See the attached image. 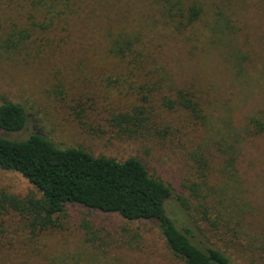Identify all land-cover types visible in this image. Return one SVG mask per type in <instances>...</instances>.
<instances>
[{
	"label": "trees",
	"instance_id": "obj_1",
	"mask_svg": "<svg viewBox=\"0 0 264 264\" xmlns=\"http://www.w3.org/2000/svg\"><path fill=\"white\" fill-rule=\"evenodd\" d=\"M249 22L232 0H0V55L17 56L36 46V58L50 46L52 33L60 34L62 41L77 30L100 38L102 55L116 62L108 73L110 82L134 99L112 110L111 125L119 134L136 138L170 129L160 126L161 112L181 110L199 123L205 131L204 147L193 153L198 178L191 186L195 209L212 230L231 237L235 245L261 250L264 258V234L250 222L257 208L247 197L237 167L248 142L264 136V105L248 113L242 125L234 123L230 109L215 112L213 100L196 83L179 81L168 63L174 53H167L161 41L178 37L192 57L219 55L232 82L245 84L257 66L241 47L244 24ZM79 118L83 127L95 129L92 122ZM28 119L22 103H0L1 131H21ZM212 147L223 158L218 170L224 177L221 184L210 181ZM0 167L19 172L37 190L20 196L0 189V248L13 246L9 234L14 220L32 255L43 258L44 264H127L88 223L87 232L73 245L56 253L44 250V237L63 226L60 216L66 205L78 204L129 221H156L168 248L186 264H234L226 250L204 244L190 225L172 217L167 208L171 185L154 177L139 157L119 160L80 147L63 148L38 133L22 139L0 134ZM180 200L190 211L188 197Z\"/></svg>",
	"mask_w": 264,
	"mask_h": 264
},
{
	"label": "rangeland",
	"instance_id": "obj_2",
	"mask_svg": "<svg viewBox=\"0 0 264 264\" xmlns=\"http://www.w3.org/2000/svg\"><path fill=\"white\" fill-rule=\"evenodd\" d=\"M232 3L243 12L245 21H250L244 24L247 28L241 36L242 49L250 52L257 65L250 72L249 83H233L232 74L219 55L192 57L178 37L161 41L167 53L170 50L174 53L168 63L179 81L196 83L213 100L214 108L209 104L215 112L230 109L234 123L242 125L248 113L264 105V89H258L264 62V0H232ZM74 33L66 41H62L60 34L52 33L51 38L46 35L50 46L36 58L32 57L36 46L21 55H0V103L5 100L22 103L29 116L23 130L12 133L0 130V134L22 139L38 133L63 148L80 147L119 160L139 157L154 177L171 185L173 195L167 208L172 217L190 225L204 244L226 250L234 258V264H264L261 250L251 251L235 245L231 237L212 230L195 209L191 186L198 178L193 153L203 145V127L184 111L165 114L157 110L163 115L160 126L165 129L169 125V130L149 137L119 134L117 127L111 125V112L134 99H128L110 82L108 73L116 62L102 55L101 39L86 37L78 30ZM79 117L92 122L95 129L83 127ZM210 152V181L221 184L224 177L218 170L223 158L214 147ZM237 167L247 197L257 208L255 217L250 219L251 227L264 234V136L248 142ZM2 188L20 196L37 193L22 174L0 167ZM181 196L188 197L192 204L190 211L182 205ZM60 219L63 226L43 239L44 250L49 253L79 241L87 232L84 227L88 223L99 238L110 244L114 253L124 256L127 264H186L168 248L156 221H129L118 214L78 204L66 205ZM10 224L9 238L13 246L0 248V264H44L43 258L32 255L18 224L14 220Z\"/></svg>",
	"mask_w": 264,
	"mask_h": 264
}]
</instances>
